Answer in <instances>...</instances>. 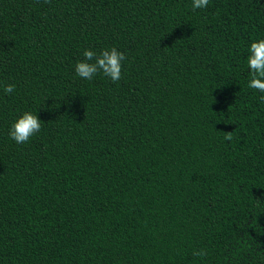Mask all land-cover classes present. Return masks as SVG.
Listing matches in <instances>:
<instances>
[{
  "label": "trees",
  "instance_id": "1",
  "mask_svg": "<svg viewBox=\"0 0 264 264\" xmlns=\"http://www.w3.org/2000/svg\"><path fill=\"white\" fill-rule=\"evenodd\" d=\"M190 5L0 0V264H264V101L245 63L264 0ZM111 48L119 81L75 75ZM24 112L41 131L18 145Z\"/></svg>",
  "mask_w": 264,
  "mask_h": 264
},
{
  "label": "clouds",
  "instance_id": "2",
  "mask_svg": "<svg viewBox=\"0 0 264 264\" xmlns=\"http://www.w3.org/2000/svg\"><path fill=\"white\" fill-rule=\"evenodd\" d=\"M210 0H191V9H205ZM246 58V66L249 73L247 87L261 94L260 99L264 101V39L250 43ZM84 59L74 65V72L78 78L92 80L97 74H102L113 83L121 79L122 62L126 59L124 54L116 48L102 50L99 54L86 49L82 53ZM4 93L11 94L14 91L13 85H7ZM42 122L37 115L31 112H24L10 126L8 136L16 144L27 143L32 136L41 131ZM224 139L231 141V132H225ZM195 256L203 257L207 253L204 250L194 252Z\"/></svg>",
  "mask_w": 264,
  "mask_h": 264
}]
</instances>
